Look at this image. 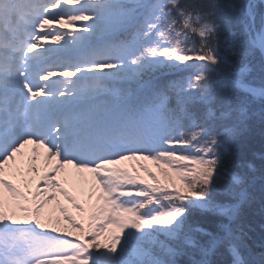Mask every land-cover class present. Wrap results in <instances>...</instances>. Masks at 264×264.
Here are the masks:
<instances>
[{
	"label": "snow or ice",
	"instance_id": "6c2138e0",
	"mask_svg": "<svg viewBox=\"0 0 264 264\" xmlns=\"http://www.w3.org/2000/svg\"><path fill=\"white\" fill-rule=\"evenodd\" d=\"M254 122L264 0H0V264H264L243 223L264 171L225 159ZM29 145L34 188L8 167Z\"/></svg>",
	"mask_w": 264,
	"mask_h": 264
},
{
	"label": "trees",
	"instance_id": "16d2710c",
	"mask_svg": "<svg viewBox=\"0 0 264 264\" xmlns=\"http://www.w3.org/2000/svg\"><path fill=\"white\" fill-rule=\"evenodd\" d=\"M221 2L246 3L247 0H221ZM194 39L198 42V38ZM105 41L104 39L96 42L103 43ZM187 63L193 62L189 61ZM193 70L189 69L187 71ZM187 71L175 74V78L186 75ZM213 75L215 76V74ZM256 107L258 108L259 104ZM227 149L226 162L232 164L237 172L247 171L245 165L248 163L254 164L258 171H264V126L260 125L259 122H254L248 135L242 140L231 142L227 145ZM155 173L161 182L165 181V177L160 171ZM140 175L145 177L144 174ZM214 195H217L218 199L221 198L219 194ZM255 197V200L244 209L243 223L248 234V244L255 253H260L264 251V198L261 197L259 192V182L256 185ZM194 218L199 219L200 214H194ZM202 226L211 230V220H204ZM185 260L186 258L182 257L180 264H185Z\"/></svg>",
	"mask_w": 264,
	"mask_h": 264
},
{
	"label": "rangeland",
	"instance_id": "374dc122",
	"mask_svg": "<svg viewBox=\"0 0 264 264\" xmlns=\"http://www.w3.org/2000/svg\"><path fill=\"white\" fill-rule=\"evenodd\" d=\"M84 22H77L76 28H80L81 25ZM67 30V29H65ZM102 37L106 36V34L101 33L98 35L95 39H101ZM39 50V49H37ZM32 146H26L24 149H22V154H18L15 162H9V169L15 170L17 168L20 169V171L16 174L15 177H10L14 179V182L21 183L23 185L24 181H31V185L34 188L35 182L38 179V176L43 173L45 170L44 165V157H43V150H41V154L34 162V166L39 170V172H30L28 171L30 164L32 163L29 160V157L32 155L31 153ZM139 163L146 164L152 171L159 172L160 169L157 167L156 164H154L152 161H140V162H134V161H128L124 162L122 166L127 167L129 171H132L133 167L135 166L136 171L139 172V174H144L142 171L139 170ZM69 173H71L69 177V183L65 185V187H68L71 191L74 192V194L77 196L78 200L81 203L85 204V207L87 208L88 205V190L91 186V175L88 173H77L75 169H69ZM64 173L61 174L59 177L60 179H63ZM147 178V176L145 175ZM73 183H75L76 187L73 188ZM58 202L59 204L65 206L69 210V214L75 216L78 220L82 217L86 216L87 213H80L78 212L71 203H69L63 196L58 195ZM57 201H53L52 205L47 206L46 211H52L54 215L61 216L62 215L58 208L56 207ZM63 226L68 227L74 234L76 233L75 229H72L71 226L67 223V221H62ZM71 238V237H70Z\"/></svg>",
	"mask_w": 264,
	"mask_h": 264
}]
</instances>
